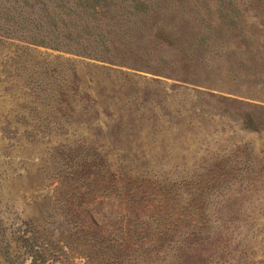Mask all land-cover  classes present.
I'll use <instances>...</instances> for the list:
<instances>
[{
	"label": "rangeland",
	"instance_id": "obj_1",
	"mask_svg": "<svg viewBox=\"0 0 264 264\" xmlns=\"http://www.w3.org/2000/svg\"><path fill=\"white\" fill-rule=\"evenodd\" d=\"M21 1L0 0V264H264V0ZM94 156L128 193L63 220L59 176ZM73 221L116 256H79Z\"/></svg>",
	"mask_w": 264,
	"mask_h": 264
},
{
	"label": "trees",
	"instance_id": "obj_2",
	"mask_svg": "<svg viewBox=\"0 0 264 264\" xmlns=\"http://www.w3.org/2000/svg\"><path fill=\"white\" fill-rule=\"evenodd\" d=\"M17 1L22 2L21 0H17ZM31 19L32 20L30 21H34L33 18ZM14 22L17 24L20 23L18 19L14 20L13 23ZM32 26L37 32L33 31L32 27L31 26L29 27L28 25L23 26L22 28L19 27V29H17L20 31L19 33H20V37L22 38V41H25L35 46L36 45H41L43 47L48 46L46 41H42V39H35V37L39 36V34L41 33L42 28H39L40 25L38 23L32 22ZM1 27L2 26H0V30H1ZM43 33L45 32L42 31V34ZM57 38L58 36L56 35L54 36L53 40H57ZM57 46L58 45H56V47H52V48H57L53 50L60 51V49H58ZM63 50H65L66 52L72 51V49H69L67 47H64ZM99 62H104V61L102 60ZM103 164L104 163L102 162V159L99 156H94V158H90V161L85 162V165H84L85 167L73 169L74 170L73 173L64 174L62 176L61 175L59 176L61 179L59 178V181H60L59 187L56 188V191L58 190L57 194L59 195V197L55 198L56 204L53 209L63 220H67V221H69L70 219L72 220V218H74V216L77 214L78 211L85 210L91 198H96V199L100 198V199L110 200L109 195L112 191L104 187L105 185L104 182L106 183L107 187L111 184V187L109 188L115 190L114 197L117 199L121 198L125 193H128V191L125 190L124 188L117 189V186L113 185L114 182L112 178H114V176H111V182L109 185L107 184V181H106L107 179L105 176L106 171L101 170V168L104 167ZM130 197H133V196H130ZM73 224H74V234H72V236L77 238V240L80 239V243L83 244L81 248L84 251L81 250V253H79L80 254L79 256L83 255V256L88 257L89 255L95 253L97 254L95 256H101V257L109 256V258H111V256L115 255L113 251L109 252L107 250L108 246H110L111 239H108L106 241L103 237H100L98 235L97 237H95L92 235L93 232H95L96 234H100L101 232L100 230L95 231L94 229L85 227L81 225L80 223H76L74 221H73ZM161 224L162 223H159V225ZM162 227H164V224ZM159 230L162 231L163 228ZM40 238L42 240L39 243V245L42 250H45L46 245H47L46 243L49 240L44 238V236ZM125 241L126 239L125 238L122 239L121 237L120 239L115 240L114 241L115 244L113 243L111 247L117 250V252L119 253L120 252L119 248L123 246V243H125ZM25 242L27 243L28 240H26ZM65 242H69L70 245L71 244L73 245V237L67 236L65 239ZM56 248L57 250L64 252L63 250L64 248H66V246H59Z\"/></svg>",
	"mask_w": 264,
	"mask_h": 264
}]
</instances>
